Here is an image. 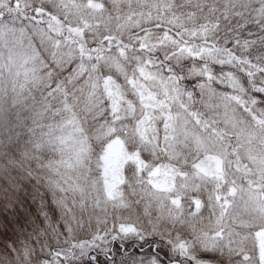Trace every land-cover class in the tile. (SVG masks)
<instances>
[{
	"label": "snow or ice",
	"instance_id": "6c2138e0",
	"mask_svg": "<svg viewBox=\"0 0 264 264\" xmlns=\"http://www.w3.org/2000/svg\"><path fill=\"white\" fill-rule=\"evenodd\" d=\"M5 92L59 210L12 264H264V0H0Z\"/></svg>",
	"mask_w": 264,
	"mask_h": 264
},
{
	"label": "trees",
	"instance_id": "16d2710c",
	"mask_svg": "<svg viewBox=\"0 0 264 264\" xmlns=\"http://www.w3.org/2000/svg\"><path fill=\"white\" fill-rule=\"evenodd\" d=\"M35 102H17L7 92L0 94V166L4 169L0 171V261L4 264H12L10 251L44 239L49 224L59 218L49 189L20 171L22 153L31 149L34 138Z\"/></svg>",
	"mask_w": 264,
	"mask_h": 264
},
{
	"label": "rangeland",
	"instance_id": "374dc122",
	"mask_svg": "<svg viewBox=\"0 0 264 264\" xmlns=\"http://www.w3.org/2000/svg\"><path fill=\"white\" fill-rule=\"evenodd\" d=\"M35 94V93H34ZM32 145V144H31ZM24 155V153H22ZM21 168V167H20ZM21 172H23V174L25 173L24 171V167H22L20 169ZM27 174V173H25ZM28 175V174H27ZM31 178L34 179V181H36L35 183H37L36 185L42 187V188H45V189H48L47 187V184L43 178V174L41 172H39L38 170L37 171H34V174L33 175H29ZM50 192V190H49ZM51 193V192H50Z\"/></svg>",
	"mask_w": 264,
	"mask_h": 264
}]
</instances>
